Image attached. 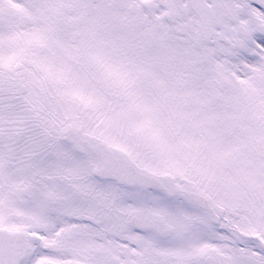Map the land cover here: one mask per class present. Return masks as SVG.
<instances>
[{"label": "snow or ice", "instance_id": "1", "mask_svg": "<svg viewBox=\"0 0 264 264\" xmlns=\"http://www.w3.org/2000/svg\"><path fill=\"white\" fill-rule=\"evenodd\" d=\"M0 264H264V0H0Z\"/></svg>", "mask_w": 264, "mask_h": 264}]
</instances>
